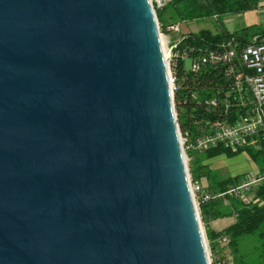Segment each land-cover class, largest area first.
I'll list each match as a JSON object with an SVG mask.
<instances>
[{
  "label": "water",
  "instance_id": "obj_1",
  "mask_svg": "<svg viewBox=\"0 0 264 264\" xmlns=\"http://www.w3.org/2000/svg\"><path fill=\"white\" fill-rule=\"evenodd\" d=\"M0 264H210L151 0H0Z\"/></svg>",
  "mask_w": 264,
  "mask_h": 264
},
{
  "label": "trees",
  "instance_id": "obj_2",
  "mask_svg": "<svg viewBox=\"0 0 264 264\" xmlns=\"http://www.w3.org/2000/svg\"><path fill=\"white\" fill-rule=\"evenodd\" d=\"M264 8V0H172L166 7L156 12L161 27L182 22L213 21L218 27L216 33L204 29L198 33L184 35L179 44L181 54L188 52L191 59H198L208 52L217 51L224 43L233 41L238 50L253 44L256 37H264V24L253 25L231 32L224 25L226 17L241 15ZM174 66V77L177 90L175 105L179 126L182 132H195L196 116L203 115L204 110L192 100V95H198L200 100L213 98L215 85L227 86L221 74L222 66L213 67L201 65L198 74L187 67V61L179 58ZM244 146L237 150L215 149L204 154L192 153L190 173L194 180L210 181L207 189L211 193H223L230 186L237 185L241 176L218 181L205 161L221 154L229 156L246 153L251 160L264 171V140L259 145ZM224 205L225 208H224ZM224 208V209H222ZM202 220L207 218L235 217L236 222L227 230L214 234L206 229L210 250L213 256H220L218 239L225 235L229 242L226 248L232 256V264H264V185L255 190L248 202L236 198H229L226 203L213 201L201 207ZM206 216V217H205Z\"/></svg>",
  "mask_w": 264,
  "mask_h": 264
},
{
  "label": "built area",
  "instance_id": "obj_3",
  "mask_svg": "<svg viewBox=\"0 0 264 264\" xmlns=\"http://www.w3.org/2000/svg\"><path fill=\"white\" fill-rule=\"evenodd\" d=\"M151 1L157 12L172 0ZM159 32L163 47L166 49V56H168V47L171 46L169 51L172 52V69L169 70V75L175 111L177 86L173 70L179 58L190 61L189 70L195 74L200 72L201 65L216 68L222 66L221 74L224 84L227 85L221 88L218 84L215 85V88L211 89L216 91L213 98L200 100L198 95H192V100L204 110L203 115L196 116L194 133L189 130L182 132L178 121L180 141L187 163L191 162L192 153L204 154L219 148L237 150L251 145L259 149V143L264 140V37H256L253 44L241 51L234 46L233 41L224 43L219 50L208 52L205 56L194 60L190 58L188 52L181 54L178 50L179 44L186 38L178 35L179 24L166 27H161L159 24ZM176 117L178 119L177 111ZM189 180L199 219L205 231L201 215L202 205L213 201L226 203L229 198L248 202L251 194L264 185V171L244 175L239 184L230 186L223 193L209 192L191 175ZM228 242L229 239L225 235L218 239L220 245L226 246ZM211 257V264H232L220 260L213 254Z\"/></svg>",
  "mask_w": 264,
  "mask_h": 264
},
{
  "label": "rangeland",
  "instance_id": "obj_4",
  "mask_svg": "<svg viewBox=\"0 0 264 264\" xmlns=\"http://www.w3.org/2000/svg\"><path fill=\"white\" fill-rule=\"evenodd\" d=\"M254 21V24L258 22V24H264V8L259 9L253 12H248L241 15H232L228 16L224 19L223 23L226 26V28L229 31H237L242 28L246 23L249 22L252 23L250 20ZM180 26V33L178 35H187L190 33H198L201 30L208 29L214 33H216L219 29L215 22L213 21H195V22H182L179 23ZM165 49V48H164ZM169 50H171V46L168 47ZM168 50V66L169 70L172 69V52ZM166 51V49H165ZM190 61H187V67H190ZM251 147H254V145H251ZM208 166L210 167V170L213 172L215 178L218 179V181H224L228 178H234L237 176L243 177L245 174L251 173V170L253 168V161L249 156H247L246 153H240V154H234V155H227V154H221L218 156H215L213 158H210ZM190 163H187L188 165V171L189 175L190 173ZM192 176V175H191ZM206 188L210 184V181L207 179H203L201 182ZM202 223H204L202 221ZM204 225V224H203ZM205 228V226H204ZM205 234V240L206 244L209 245V240L206 235V230L204 231ZM209 248V246H208ZM209 258L212 259L211 251L209 248ZM211 264V262H210Z\"/></svg>",
  "mask_w": 264,
  "mask_h": 264
},
{
  "label": "crops",
  "instance_id": "obj_5",
  "mask_svg": "<svg viewBox=\"0 0 264 264\" xmlns=\"http://www.w3.org/2000/svg\"><path fill=\"white\" fill-rule=\"evenodd\" d=\"M250 21L252 23H250V22L248 24L246 23L244 26H242V28L253 26V25H258V22L256 24H254L253 19ZM231 32H233V31H231ZM205 164L208 165L209 161H205ZM256 172H261V171H260L259 167L253 162V168L251 170V173H256ZM202 181H200V182H202ZM225 206L226 205H224V208H225ZM224 208H222V209H224ZM235 222H236L235 217H219V218H215V219H212L210 217L209 218L206 217V219L204 220L205 228L214 234H218V233H221V232L227 230L232 225H234ZM220 248H221L220 256L224 258L225 262L232 263V256H231L229 249L226 248L225 245H220Z\"/></svg>",
  "mask_w": 264,
  "mask_h": 264
},
{
  "label": "bare ground",
  "instance_id": "obj_6",
  "mask_svg": "<svg viewBox=\"0 0 264 264\" xmlns=\"http://www.w3.org/2000/svg\"><path fill=\"white\" fill-rule=\"evenodd\" d=\"M164 53H165V55H166V51H165V49H164Z\"/></svg>",
  "mask_w": 264,
  "mask_h": 264
}]
</instances>
